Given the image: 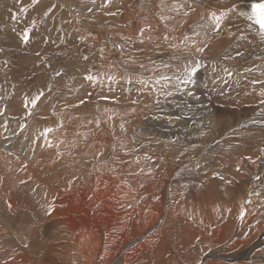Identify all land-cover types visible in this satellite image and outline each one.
<instances>
[{
  "label": "bare ground",
  "instance_id": "obj_1",
  "mask_svg": "<svg viewBox=\"0 0 264 264\" xmlns=\"http://www.w3.org/2000/svg\"><path fill=\"white\" fill-rule=\"evenodd\" d=\"M259 1L90 0L93 40L104 38L93 43L112 51V63L120 67L117 79L138 75L144 65L154 66L148 71L153 74L144 75L146 80L137 76L144 87L134 88V96L127 93V81L110 89L105 81L104 92L91 95L83 83L69 99L56 98L58 106L47 116L42 103L23 107L20 93L0 99L15 119L36 117L32 124L26 120L31 125L23 131L31 133L25 140L0 142L6 150L0 153V264H264V31L252 7ZM2 3L0 10L11 13L20 7L18 0ZM221 11L225 20L216 28L210 14ZM115 19L121 27L111 33L104 26ZM22 27L7 28L17 47ZM19 57L16 81L0 78L3 95L24 87L17 79L30 59ZM65 57L56 71L70 82L64 93L80 83L63 70L84 66L76 54ZM62 81L57 79L54 92ZM86 106L93 113L99 106L118 113L114 129L122 123L156 136L126 139V129H115L111 140L101 126L86 131L90 148L66 149L80 161L75 166L49 167L44 155L64 156L54 152L47 133L33 137L42 133L33 132L37 122L51 131L63 121L61 111ZM141 109L142 116L126 118ZM192 197L195 202L188 203Z\"/></svg>",
  "mask_w": 264,
  "mask_h": 264
},
{
  "label": "rangeland",
  "instance_id": "obj_2",
  "mask_svg": "<svg viewBox=\"0 0 264 264\" xmlns=\"http://www.w3.org/2000/svg\"><path fill=\"white\" fill-rule=\"evenodd\" d=\"M2 4H3L2 0H0V5L2 6ZM18 4H20L19 9L15 10V11L13 10L12 13L9 10H6V11L0 10V12L2 14V16L0 14V32H1V34H0V50H1L0 51V78L4 79L8 83H11V81L12 82L16 81V72L19 69L18 66L20 67V64H21V62H18V61H21V58L19 56L29 57L30 65H29L25 75L17 79L18 80L17 85H19V83H20V84L24 85V87H22L19 90L16 89L17 93L14 90V88L9 90V91H6L4 93V95L2 93H0V99H2L3 97L8 98L9 94L12 95L11 93H14V92H15L14 94H17V95L20 93L18 95V98L23 102L22 103L23 107H26V109H31L34 106L33 108L36 109L37 106L40 103H42L43 107L46 108V112H48L44 116H47V115H52L53 110L55 111V109L57 108V106H58L57 103H59V101H57L56 98H60L59 100H62L64 98L69 99L70 97L76 95V91L78 92L80 90V88H81L80 85H82L83 83H85L86 86L89 87L88 95L89 94L91 95L92 92H96V93L104 92L103 85L105 84V81H107V85H110V86H107V88H109V89L111 87L120 86L121 84L123 86V85H125L124 82L127 81L126 86L131 88L130 89V88L126 87L129 90V91H127V93L130 94L131 96H134V91H133L134 88L139 90L140 86H142L141 89L144 87V81H142V80L140 81L139 78H137V76L143 80H146L147 78L144 79V77H146V76L148 77V74H153V73H148V71H149V68H151V67L154 68V66L151 65V67L150 66L148 67V65L147 66L144 65L143 68L140 69L142 74L140 71H139L138 75H136L135 71H133L134 72L133 74H132V72H130L131 73L130 75H125V77L127 78L126 81L121 80L123 82L121 84L119 83L121 81L117 79V78H119L117 75L120 74V67H118V66L115 67V64L117 62H114L115 64L112 63L114 61L113 57H112V51L104 52L103 49L99 45H97L96 43H93V41H94L93 39H95V37L91 33V30L89 27V24H90L91 19H92L91 11L88 8V5L91 6V4H92L90 2V0H79V1H76V0H70V1H67V0H18ZM64 4H66L68 6V8H65ZM114 4H116V1H114ZM80 6H83L84 8H86L88 10L87 11H82V9L79 10L78 8ZM34 8H35V10H34ZM36 8L38 11L36 10ZM91 8H92V6H91ZM4 18H7V19L4 20ZM14 23L23 26L22 27L23 30H21V34H20L22 36V38H24L25 33H27L28 37H29L27 42H25L24 39L18 38L19 39L18 42H20L19 47H17L18 45H17L16 41H14V39H12L11 35L9 34L10 33L9 29H7V28H10L11 25H14ZM117 27H121V25L117 22L116 19L110 21L108 26H104V28L109 30L111 33H116L114 30ZM22 32H24V33L22 34ZM1 35H3V36H1ZM137 36H134L131 38H135V37L137 38ZM3 38L5 39V41ZM103 40H104V38H100V39L95 40L94 42H103ZM9 42H11V43H9ZM71 42H78L79 45L76 47L74 46V48H72L69 46V44ZM4 44H6L7 47ZM3 45H4V47H3ZM181 45H184V44L181 43ZM17 49H18V51H17ZM19 51H27V54L26 55H19ZM30 52H31V54H30ZM105 53H107V54H105ZM73 54H76L77 60L80 63H83L84 66H82L80 68H78V67L76 68L75 64L73 63L72 68L70 70H63V72L64 73L67 72L66 73L67 75L65 77L74 78V79H76V80H74V82L80 83V84H77L76 88L69 89L68 92L64 93L66 87L69 88L70 82L68 80H64V78H63L64 75L60 74V76H62V77H60L58 74H56V71L59 70L58 68H62L61 64H57V63L62 62L61 60L63 59V57L66 60L67 58L65 56H69V55H73ZM108 56H110L111 58H109ZM103 57H105L106 59L104 58L105 60H103ZM106 60H108V61H106ZM16 62H18V63H16ZM114 67L118 68L117 71L115 70ZM146 68L148 70H146ZM9 69H11L14 76H12V73ZM152 70L151 71L154 72V69H152ZM70 71H72V72H70ZM115 72H117V73L115 74ZM144 75H146V76H144ZM88 76H92L93 79L89 80L87 78ZM136 78L138 80H137V84L135 85L134 81H136L135 80ZM57 79H61L63 81L61 83V86L59 85V91L54 92V88L58 85L56 83ZM108 80H109V82H108ZM150 80H151V82L153 81V79H150ZM112 81H116V82L118 81V83H115ZM14 84H16V83H14ZM147 85L148 84H146V87H148L147 89L152 90V92H154L153 89L150 87V84L148 86ZM154 87H155V85H154ZM3 88H4V86L0 85V89H3ZM90 88L93 91H91ZM99 89H101V90L99 91ZM131 90L133 92H131ZM155 92H156V90H155ZM40 93H43V95H40ZM67 93H69V94L67 95ZM70 93H72V94H70ZM37 96H39L40 98L38 99L37 103L35 105H33L31 103V100L36 98ZM45 99H46V101H44ZM156 100H158V99H156ZM70 102H73V101H70ZM83 102H85V101H83ZM1 105L2 106L5 105V106L2 107ZM152 105L153 104H151V103H149L147 105V108H149V106H150L149 111L154 109V108H152ZM102 106H105V105H102ZM0 107H2V109L0 108V116L5 117L3 119L0 118V121H4V122H2V126L0 128V131L2 132V134H0V139H1V137H4V138H2L0 140V142H3L5 139H7V140H25L31 132L27 133L26 131H23V130L26 126L31 125L33 120L34 121L36 120V117L34 115H32V113H30L29 116L26 113V114H22V116H28L27 119H29V120L24 119V118H21V119L19 118L17 120V119H15V118H18L17 114L13 113L12 115H9L6 104L2 103V104H0ZM43 107H39L38 110L42 111ZM77 108H79V107H77ZM77 108H75L76 110H74L72 107V110L69 109L68 111H65V110L61 111L60 115L63 114V117H64L63 121H61V122L59 121L58 123H54L57 125L52 124L51 131H48V129H46L44 127V125L41 124L40 122H37V124H36L37 128L33 130V132L36 130H40L42 132L39 134H33V137L41 136V135H44L45 133H47L49 140H50V143H51L50 145H52L53 143H54L53 145H55L53 148L55 151L54 150L53 151L56 154H60V155L64 156L63 157L64 159L62 158L63 160H56L54 155H51V154L44 155L43 156L44 159L42 161H45L49 164L50 163L55 164V165L50 164L49 167H51V168H56V169L58 168L59 170H61V169H64L65 167H67L65 169H68L70 166H75L78 162H80L79 160L77 161V159L75 158L76 150L80 151V150H82V148H90L91 146H87V143L89 142L88 140H93L91 136L85 134L86 131H89V132L101 131L102 130L101 126L106 128L105 130L108 131V133H109L108 136L111 140L113 138L115 139L116 131L124 132L125 129H126V132H129V133H127L128 137L126 136V139L127 138L129 139V136H132L131 134H133V136H132L133 138H135V139L138 138V140L139 139L140 140H144V139L147 140L148 138H149L148 140H152L156 136V134L149 136L146 132H142L141 134L139 132L137 133L136 130L131 125L128 126L127 124H125L126 126H124L122 123H119L118 127L116 125L115 129H117V130L115 131L113 125L117 120H119L118 117H120V115L118 113H114L115 111H113V109H110V108L101 109V106H99L98 110L94 111V113H93L92 112L93 107L86 106L87 110H83V108L85 109V107L79 108V109H77ZM64 111L67 114H65ZM155 111H157V110H155ZM32 112H33V114H35V111H32ZM143 112L144 111L142 109L138 112V114L137 113L135 114V112H132V113L129 112V113H127L128 115L126 116V118H128L129 116H134V115H138V116L141 115L142 116V114H144ZM41 114H43V113L41 112ZM5 115H8V117ZM150 115H152V114L150 113ZM55 116H57V115H55ZM9 117H12V120H10ZM68 117H70V119ZM144 117H146V116H144ZM7 118L10 120L9 122L7 121ZM30 119L31 120L33 119V120L30 121ZM120 119H122V118H120ZM26 120H27V122L30 121L31 124L27 123ZM39 120L40 121L42 120V116L39 118ZM7 123H8V125H7ZM11 124L14 126V128ZM72 124H74V125H72ZM40 125H41V127H40ZM121 125H122V127H121ZM5 128H8L7 132H3V129H5ZM11 129H12V131H11ZM15 129H16V131H15ZM18 130H19V132H18ZM130 131H131V133H130ZM25 133H27V134H25ZM81 133H83L84 135ZM91 134L93 135L95 133H91ZM137 134H139V135H137ZM12 135L13 136L18 135V136L13 137ZM110 135H111V137H110ZM146 135H147V137H146ZM5 136H7V137H5ZM134 136H136V137H134ZM19 137H20V139H19ZM132 137H130V138H132ZM103 139L104 138H102V140ZM124 139L125 138H123L122 140H124ZM46 140H48V139L46 138ZM6 143L7 142L5 141V144ZM61 146H62V148H61ZM78 146H80L81 148ZM73 147H76V148H73ZM66 149H71V150L73 149L75 152L73 153L71 150H66ZM108 149H109V147H108ZM0 150H1L0 153H6L5 149L0 148ZM49 155H51V156H49ZM66 155H68V156H66ZM49 157H50V159H49ZM69 157H71V159H73V160H71ZM46 158L49 160L47 161ZM54 161H55V163H54ZM69 161H71L70 164H69ZM58 164H60V166H62L63 168L60 167ZM66 164H68V165H66ZM104 166L106 167L108 165L101 164L100 167L103 168ZM187 201H188V203H191V202H195V199L192 197L191 199L188 198Z\"/></svg>",
  "mask_w": 264,
  "mask_h": 264
},
{
  "label": "snow or ice",
  "instance_id": "obj_3",
  "mask_svg": "<svg viewBox=\"0 0 264 264\" xmlns=\"http://www.w3.org/2000/svg\"><path fill=\"white\" fill-rule=\"evenodd\" d=\"M253 13L255 15H257L258 17V22H260L262 25H264V4H259V5H253ZM243 14V13H241ZM225 16H226V13L221 11L219 14H217L216 12H212L210 14V20L212 22V24L216 27V28H219L221 26V24L224 22L225 20ZM251 18V17H250ZM262 36H264V32L261 33ZM28 34L25 33L24 35V41L27 42L28 41ZM197 51H204L203 48H200V49H197ZM191 72H195L196 71V68H192L190 70ZM89 80H92L93 77L92 76H88L87 77ZM161 79H164V80H167L168 78L167 77H161ZM190 79V77L188 79H186L184 82L187 83L188 80ZM40 95H43V93H40ZM40 97L37 96L36 98L32 99L31 100V103L33 105H35L38 101Z\"/></svg>",
  "mask_w": 264,
  "mask_h": 264
}]
</instances>
